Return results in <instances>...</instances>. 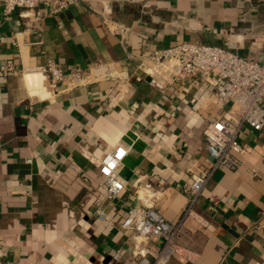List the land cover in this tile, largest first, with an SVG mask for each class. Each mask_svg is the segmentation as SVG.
<instances>
[{
	"label": "crops",
	"instance_id": "0c3cea01",
	"mask_svg": "<svg viewBox=\"0 0 264 264\" xmlns=\"http://www.w3.org/2000/svg\"><path fill=\"white\" fill-rule=\"evenodd\" d=\"M2 1L0 264L134 261L119 226L128 208L177 220L191 175L211 164L203 129L224 112L201 77L155 89L140 56L197 41L264 63V0H77L59 12L40 3L38 18L23 8L5 18ZM106 15L129 28L124 38ZM50 60L93 80L52 96L48 73L26 71ZM238 141L239 166L216 167L183 218L176 240L192 258L174 254L170 264H264V130L244 126ZM118 145L124 189L100 221L98 162Z\"/></svg>",
	"mask_w": 264,
	"mask_h": 264
},
{
	"label": "built area",
	"instance_id": "2783aa9c",
	"mask_svg": "<svg viewBox=\"0 0 264 264\" xmlns=\"http://www.w3.org/2000/svg\"><path fill=\"white\" fill-rule=\"evenodd\" d=\"M77 0H3L2 13L5 18L16 8L33 11L36 18L42 15L40 3L52 12H59L72 6ZM107 28L121 38L127 35L128 27L104 17ZM148 59L149 83L160 92L166 91L176 82L201 77L211 86L217 104L224 107L219 118L205 125L203 145L211 157L206 170L193 173L189 185L190 198L182 215L175 221L166 220L153 206L132 205L119 223L134 243L135 260L123 259L119 264H170L174 254L188 259L192 253L181 246L176 236L181 229L183 218L192 212L196 196L201 192L211 172L218 166L235 168L241 151L238 141L244 126L264 130V63L240 55L230 45L183 41L167 47L147 51L140 56ZM10 63L1 66L10 70ZM49 74L44 89L50 95L64 90L86 86L93 77L90 72L80 68L63 70L53 61L43 66L27 69ZM126 154V148L118 145L107 152L98 162L100 186L105 193V201L97 209V218L105 221L108 207L119 197L124 189V180L118 175L117 167ZM69 167L77 169L73 161ZM112 225V221H108Z\"/></svg>",
	"mask_w": 264,
	"mask_h": 264
}]
</instances>
